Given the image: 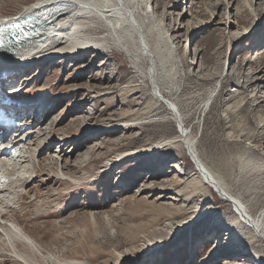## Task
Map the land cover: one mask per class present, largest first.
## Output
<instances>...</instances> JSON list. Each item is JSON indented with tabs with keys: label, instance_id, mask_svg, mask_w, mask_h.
I'll return each mask as SVG.
<instances>
[{
	"label": "rangeland",
	"instance_id": "obj_1",
	"mask_svg": "<svg viewBox=\"0 0 264 264\" xmlns=\"http://www.w3.org/2000/svg\"><path fill=\"white\" fill-rule=\"evenodd\" d=\"M37 1L0 0V17H16ZM138 5L173 48L179 90L165 96L182 112L196 152L230 194L258 212L264 206V0ZM91 28L96 35L89 38L111 48L52 54L25 74L19 64L0 68L1 105L11 112L33 101L12 127L35 129L40 137L30 146L37 174L16 188L5 212L32 247L11 251L0 234V264H224L233 249L220 248L237 226L229 221L237 217L233 205L203 183L184 146L171 144L181 125L151 94L147 63L138 69L102 24ZM61 166L63 179L56 175ZM14 179L0 182V204ZM237 250L247 264H264L252 261L244 242Z\"/></svg>",
	"mask_w": 264,
	"mask_h": 264
},
{
	"label": "bare ground",
	"instance_id": "obj_2",
	"mask_svg": "<svg viewBox=\"0 0 264 264\" xmlns=\"http://www.w3.org/2000/svg\"><path fill=\"white\" fill-rule=\"evenodd\" d=\"M137 6H139L138 0H39L25 6L22 13L16 17H0V39L3 40V46L0 47V68L6 67V63L19 64L22 67V74H25L31 64L52 54L61 53L71 57L83 50H101L103 46L104 49L111 48L105 40L89 38L96 35L89 34L94 31L91 25L102 24L103 29L114 36L116 48L131 59L138 69L142 68L143 63H147L145 80L152 84L151 94L164 102L172 112V117L181 125L178 136L172 140L171 144L184 146L195 161L197 172L203 183L211 186L224 201L233 205L237 217L229 221H231L230 225L237 226L235 228L230 226L232 228L228 234L230 238L220 248L221 252L233 249L228 251L231 257L224 255L227 259L224 264H247L248 256L237 250L241 242L252 247L249 257H253L252 261L260 263L264 261V206L255 213L247 207V204L230 194L223 181L210 170L196 152L195 140L191 139L184 125L182 112L165 96L172 88L179 90L176 85L178 70H176L173 48L171 49V45L155 32L154 25L145 21L144 14ZM44 11L45 14H42ZM147 13H149L148 10ZM17 18L18 21H16ZM28 22H32L35 29L43 28L37 37L25 46H7L6 44L19 34L21 26ZM191 68H188V72H191ZM5 101V99L0 100L1 103ZM25 101L20 108L15 106V110L11 112L0 103V120L3 121V118L8 117L15 125L16 121L18 122L17 119L26 117V108L33 104V101L32 99ZM12 126L0 129V182L8 178H17L14 179L15 182L11 180L13 182L8 187V201L0 204V228L3 229H0V234L7 237L5 241L10 243L11 251L15 252L18 244L24 243L32 247V240L16 221H11L6 216L5 212H7V206L12 204L18 196L15 192L16 188L19 185H29L30 179L37 174L34 168L37 162L32 160L30 153L33 149L30 146L40 137L36 135L38 131L35 129L25 133V130L16 128L20 125ZM54 158L58 160V163L60 158L55 155ZM64 168L61 166V174L59 172L56 174L59 178L63 179ZM1 188H4V185L0 186V190ZM2 220L11 221L13 225L6 222L4 225Z\"/></svg>",
	"mask_w": 264,
	"mask_h": 264
},
{
	"label": "snow or ice",
	"instance_id": "obj_3",
	"mask_svg": "<svg viewBox=\"0 0 264 264\" xmlns=\"http://www.w3.org/2000/svg\"><path fill=\"white\" fill-rule=\"evenodd\" d=\"M2 46H3V40L0 39V47H2Z\"/></svg>",
	"mask_w": 264,
	"mask_h": 264
}]
</instances>
